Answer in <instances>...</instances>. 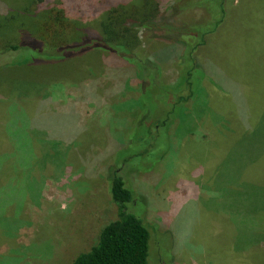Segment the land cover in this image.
Segmentation results:
<instances>
[{"label":"rangeland","instance_id":"rangeland-1","mask_svg":"<svg viewBox=\"0 0 264 264\" xmlns=\"http://www.w3.org/2000/svg\"><path fill=\"white\" fill-rule=\"evenodd\" d=\"M104 1L0 0V52L25 34L52 48L100 36ZM206 4L150 6L159 21L196 26L195 42L215 18ZM224 6V21L195 48L198 64H180L188 44L138 28L134 50L163 84L178 87L192 71L195 93L168 127L155 69L137 86L97 47L0 53V264H69L94 245L117 218L101 172L110 164L133 191L126 210L148 228V264H264V210L244 197L245 181L264 180V153L241 138L264 106V0Z\"/></svg>","mask_w":264,"mask_h":264},{"label":"trees","instance_id":"trees-1","mask_svg":"<svg viewBox=\"0 0 264 264\" xmlns=\"http://www.w3.org/2000/svg\"><path fill=\"white\" fill-rule=\"evenodd\" d=\"M36 1L42 2L43 0ZM112 1H115L113 5ZM152 1L155 2L157 0H128L127 2L111 0L108 8L103 11L101 22L98 26L100 36L85 35L77 42L52 48L48 47L45 42H42L36 37L25 34L16 44L10 45L0 53L9 56L12 52H21L22 49H28L37 44V49H45L44 56L49 57L53 55L52 57H65L66 55L81 54L87 51L89 47H97L107 51L114 61L117 60L118 63H124L116 65L118 68L123 67L126 69V76L129 75L132 77L131 80L137 86H142L143 81L151 74L147 71V68L150 70H156L157 68V65L154 63H144L146 57L134 50L138 43V28H148L150 30H164L168 34H171L166 38L180 45H189V56L186 55V58L180 56V64L200 63L199 57L196 56L195 48L203 44L205 36L215 32L224 21L226 14L224 6L225 0H206L207 2L202 1L201 3L195 0H187V4L189 3L191 5L196 3L197 5H204L208 3V8L215 14V18H213L209 29L199 33V39L195 42L193 41L197 38V35H195L196 26L188 27L169 21H159L155 14V9L150 6ZM104 2L106 3L108 1L105 0ZM60 8L64 12L61 5ZM85 43L89 45L86 46ZM42 51L44 52V50ZM42 51L40 52L42 53ZM186 59L187 63L184 62ZM147 62L149 61L147 60ZM2 65L5 66L7 64ZM191 72V69H189L186 75V82L182 85L178 84V87L175 86L177 83L174 85L163 84L160 79L159 69L157 74H151L155 87H157L156 94L166 97L165 103L171 105L169 107L171 110L167 111V114L161 120L162 123L159 124L166 125L167 127L172 126V123L178 120L176 116L170 115L174 112L172 110H174L175 106L181 104H184L186 107L194 95V84L190 81L192 76ZM121 79L123 81L124 78ZM249 125L250 127H248L250 129L248 128L246 130V134L241 135L244 145L247 149L264 153V106L260 120L255 123L252 122V125L249 123ZM155 127L152 124L151 130L149 131L151 135L157 133L159 127ZM250 160L251 158L247 159L246 165H248ZM113 166V164H110L107 170L103 169L101 172L107 178L110 198L117 208V218L104 225L99 232L97 242L87 251L79 253L69 264H148L147 256L150 238L148 228L143 222L144 220L126 210L127 204L132 202L133 191L125 184L126 179H123L125 174L121 175L122 172L114 171ZM244 191V197L247 201L246 206L249 207L250 203L254 205L256 203L259 209L264 210V180L258 184L245 181ZM258 200H260V203ZM250 220L252 219L249 218Z\"/></svg>","mask_w":264,"mask_h":264}]
</instances>
